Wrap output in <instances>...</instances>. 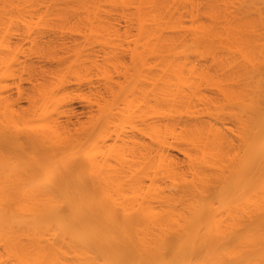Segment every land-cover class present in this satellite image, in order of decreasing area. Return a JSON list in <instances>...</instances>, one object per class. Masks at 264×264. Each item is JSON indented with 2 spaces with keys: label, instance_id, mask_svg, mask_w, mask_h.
<instances>
[{
  "label": "bare ground",
  "instance_id": "6f19581e",
  "mask_svg": "<svg viewBox=\"0 0 264 264\" xmlns=\"http://www.w3.org/2000/svg\"><path fill=\"white\" fill-rule=\"evenodd\" d=\"M0 264H264V0H0Z\"/></svg>",
  "mask_w": 264,
  "mask_h": 264
},
{
  "label": "rangeland",
  "instance_id": "374dc122",
  "mask_svg": "<svg viewBox=\"0 0 264 264\" xmlns=\"http://www.w3.org/2000/svg\"><path fill=\"white\" fill-rule=\"evenodd\" d=\"M74 107L76 108L77 113L80 115V117H83L82 114L85 113V110H84L82 104L76 102V103L74 104Z\"/></svg>",
  "mask_w": 264,
  "mask_h": 264
}]
</instances>
